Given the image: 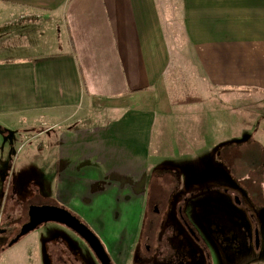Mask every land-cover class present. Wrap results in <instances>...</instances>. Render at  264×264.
Masks as SVG:
<instances>
[{
    "label": "crops",
    "instance_id": "0c3cea01",
    "mask_svg": "<svg viewBox=\"0 0 264 264\" xmlns=\"http://www.w3.org/2000/svg\"><path fill=\"white\" fill-rule=\"evenodd\" d=\"M173 27L209 87L204 104H172ZM254 93L264 95V0H0V133L43 128L37 146L50 145L56 177L40 193L84 225L121 221L105 227L116 239L137 237L170 152L210 146L207 178L220 161L232 177L251 135L235 106ZM182 184L197 191L196 179Z\"/></svg>",
    "mask_w": 264,
    "mask_h": 264
},
{
    "label": "rangeland",
    "instance_id": "374dc122",
    "mask_svg": "<svg viewBox=\"0 0 264 264\" xmlns=\"http://www.w3.org/2000/svg\"><path fill=\"white\" fill-rule=\"evenodd\" d=\"M181 33L173 27L169 36V95L171 100L194 98V103L204 104V88L209 87L200 77L191 48ZM241 98H245L244 106L236 104V118H243V128L251 135L241 141L246 148H235L232 177L223 174L227 163L220 161L219 173L207 178V160L214 151L210 146L190 150L187 155L172 151L166 157L172 170L157 173L150 181L134 241L126 242V234L116 239L105 228L121 221L110 223L105 218L92 226L85 224L99 239L111 264H264V147L258 143L264 126V95L254 93ZM42 129L31 123L22 129L16 126L8 134L0 133V264H100L82 239L57 223L41 224L9 247L28 220V207L50 205L51 194L45 198V193H40V183L43 181L49 191L55 181L56 165L50 145L37 146L40 141L36 136ZM11 133L19 135L14 138ZM176 134L170 131L172 143L175 139L178 142ZM156 160H162V156H156ZM165 161L157 166L164 167ZM193 179L198 183L197 191L184 189L182 183ZM207 183L215 187L207 189ZM173 185L177 188L171 193ZM185 199L189 203L185 204ZM180 215L200 243L185 230Z\"/></svg>",
    "mask_w": 264,
    "mask_h": 264
},
{
    "label": "water",
    "instance_id": "95a60500",
    "mask_svg": "<svg viewBox=\"0 0 264 264\" xmlns=\"http://www.w3.org/2000/svg\"><path fill=\"white\" fill-rule=\"evenodd\" d=\"M28 215L30 222H32L34 218L37 220L32 225L23 227L18 238L11 241L9 247L13 246L20 238L32 232L39 225L44 223H57L71 230L80 239H82L100 264H111L109 256L107 255L96 235L78 218L70 214L68 211L50 205L32 206L29 208ZM256 237H258V235Z\"/></svg>",
    "mask_w": 264,
    "mask_h": 264
},
{
    "label": "flooded vegetation",
    "instance_id": "af4514ba",
    "mask_svg": "<svg viewBox=\"0 0 264 264\" xmlns=\"http://www.w3.org/2000/svg\"><path fill=\"white\" fill-rule=\"evenodd\" d=\"M234 199L237 201V198H234V197H233L232 200L234 201ZM237 202H238V201H237ZM49 203H50V206H52V205H51V202H49ZM32 206H43V205H31V206H29V207H28V210H27V215L29 214V208L32 207ZM153 211H154V213H157L156 208H155ZM180 218H181V221H182L183 225L186 226V229H185V230H187L188 232L191 233L192 238H193L196 242L200 243V241L197 239V236L195 235V233H193V232L190 230V228H188L187 225L183 222V218H182L181 215H180ZM36 220H37V219L34 218L33 221L30 222L29 215H28V220H27L26 223H24V224L21 226L20 231H21V229H22L23 227H27V226H29V225H32ZM35 229H36V228H35ZM20 231H19V233H20ZM19 233H18V234H17V235L11 240V241L16 240V239L18 238V236H19ZM145 250L148 251V250H149V247H148V246H145Z\"/></svg>",
    "mask_w": 264,
    "mask_h": 264
},
{
    "label": "trees",
    "instance_id": "16d2710c",
    "mask_svg": "<svg viewBox=\"0 0 264 264\" xmlns=\"http://www.w3.org/2000/svg\"><path fill=\"white\" fill-rule=\"evenodd\" d=\"M196 100H194V98L192 99H181V100H177L175 98L172 99V104L174 105H186V104H190V103H194Z\"/></svg>",
    "mask_w": 264,
    "mask_h": 264
}]
</instances>
